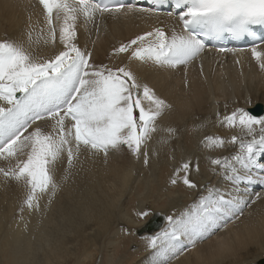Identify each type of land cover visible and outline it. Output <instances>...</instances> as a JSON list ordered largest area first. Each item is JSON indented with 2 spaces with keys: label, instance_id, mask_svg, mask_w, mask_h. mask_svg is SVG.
I'll list each match as a JSON object with an SVG mask.
<instances>
[{
  "label": "snow or ice",
  "instance_id": "1",
  "mask_svg": "<svg viewBox=\"0 0 264 264\" xmlns=\"http://www.w3.org/2000/svg\"><path fill=\"white\" fill-rule=\"evenodd\" d=\"M38 3L44 19L39 39L45 44L55 43L58 27L59 43L64 50L54 58L40 60L23 43L0 41V159L10 164L7 168L0 167V176L25 188L21 211L25 206L39 210V199L46 193H51V201L58 187L54 167L65 154L69 166L81 147L107 156L110 150L126 146L138 156L142 145L157 131V118L170 107L147 84H141L131 70L96 66L91 62V52L82 51L74 42L81 17L88 22L97 13H119L126 7L124 3L109 5L99 0H38ZM168 3L172 11L167 15L178 17L180 32L173 30L168 34L162 28H154L121 44L113 50L114 54L128 53L130 61L141 64L176 67L187 65L204 51L201 36L215 39L227 34L240 38L254 36L255 27L264 28V0H155L153 8L141 11L158 14ZM127 7L132 11L134 5ZM28 40L32 42V31L28 32ZM218 51L234 53L237 49ZM251 54L264 70V52L253 47ZM38 121H51V131H44ZM221 124L239 127L241 137L234 135L228 141L238 144L239 150L231 157L212 159L211 164L223 169L234 185L254 182L249 170L255 166L256 152L264 151V116L237 108L224 116ZM166 131L174 132L171 128ZM243 136L251 139L244 140ZM204 143L208 148H219L226 141L208 136ZM144 155L147 164L148 154ZM189 170L190 163H182L171 183L176 184L180 178L184 185L195 188ZM259 183L264 185V179ZM247 203L231 193L226 198L225 193L209 188L191 210L182 211L175 218L166 217L168 226L148 238L147 246L155 249L158 258L154 264H167L168 254L180 251L184 240L194 245L205 239L221 221L243 214Z\"/></svg>",
  "mask_w": 264,
  "mask_h": 264
},
{
  "label": "bare ground",
  "instance_id": "2",
  "mask_svg": "<svg viewBox=\"0 0 264 264\" xmlns=\"http://www.w3.org/2000/svg\"><path fill=\"white\" fill-rule=\"evenodd\" d=\"M141 9L150 8L134 5L132 11H129L127 7L119 13H97L94 19L88 22H85L81 17L76 24L77 36L74 42L82 51L91 52L92 62L94 58L102 59L108 51L116 46L119 47V45L127 43L129 39L152 31L154 28H162L168 34H171L173 30L180 32L181 24L177 16H169L165 12L157 14L141 11ZM98 20L104 21L103 36L99 34L102 30H98L100 32L95 34ZM42 29H44L43 10L38 0H0V41L7 39L23 43L26 50L34 58L40 60L46 59L48 55H55V50V53L64 50L63 45L59 43L58 27L55 43L48 44H45L43 39H39ZM29 31H32L31 43L28 40ZM89 37H96V45L90 50ZM256 48L258 51L264 52V44ZM128 55V53L114 54L113 52L108 57L107 65L113 69L128 68L138 77L141 84H147L159 98L170 106L157 118V131L142 145L138 156L133 155L126 146H121L120 149L124 152L127 151L128 154L123 160L124 162L120 160L123 162L122 167L115 165L112 161L114 159L113 153L110 152L108 155L109 160L105 156L108 163L101 164L100 162H103L100 157L101 152H90L83 147H81L71 166L67 163L66 154L57 161L54 167L55 181L58 185L56 191L61 188L65 194H68L72 190L73 181L69 177V172L74 174L76 172L75 180L84 181V185L80 187L78 192L80 196L74 202L65 199L61 203L66 209L63 214L53 215V196L49 201L51 193L43 194L40 197L39 210L28 209L25 206L21 211L22 201L20 202V200L25 197V188L13 181H5L0 176V264L1 260H5L6 264H34L36 259H38L37 263L39 264L40 254L44 253L45 248L51 244H54L55 247L60 246V241L63 240L60 237L62 233L65 236V231H79L87 220L101 219L102 224L99 233L106 232L110 220L109 215L117 211L112 208V205L119 194H106L104 201L95 197L87 199L88 195L94 196L93 187L99 188L102 180L110 183L115 182L121 194L127 189L129 183L132 182L131 180L133 182L136 179L139 180V176H134V174H140L144 169L150 170V175L149 177L146 176L144 180L140 177L143 180L141 182L143 192L151 196V194H157L158 190V196L160 193L162 194L159 197L163 203L160 202L161 206L158 205L159 207L153 206L155 209L134 222V229L141 228L148 216L154 211L166 217L173 216L175 218L182 211L191 210L201 196L207 195L209 188L225 193L226 198L231 193L238 198L247 200L249 205L247 213H244V218H247L245 222L232 225L234 223L231 219H234V216L221 221L220 226L213 229L211 235L208 236L211 239L206 242L204 240L208 237L197 240L194 245L184 240L180 251L175 254H168L167 263L173 260L174 264H259L258 259L261 260L260 257L264 256V196L263 192L256 187H264L259 183V180L264 179V173L261 169L262 163L259 164L257 157H260L264 151L256 152L255 166L249 170L254 177L252 183L241 182L239 185H234L224 175L223 169L211 164L212 159L231 157L239 150L238 144L228 142L234 135L241 137L239 127L229 128L221 124L223 117L230 115L235 110L226 105L225 100H229V96L234 95L236 109L243 108L252 115L254 113L249 110L250 107H254L256 102L264 104V93L262 97L257 96V92H259L257 88L264 84V70H261L257 61L252 57L251 48L234 53L231 51L222 53L206 49L187 65H177L176 67L155 66L151 63L141 64L138 61H130ZM101 63L102 60H100ZM186 67L192 69L188 71L190 73L184 76L183 87L187 91L182 92L181 96L175 95L171 84L175 83V86H178L181 83V78L172 76L167 69L181 70ZM194 71L196 72L194 73ZM192 84L195 85L192 86ZM244 86L251 91L252 95V97L249 95V99L245 100ZM214 96H222L221 98L224 99L219 98L221 103L215 106L212 103ZM207 102L208 109L205 105ZM145 107H148L147 103H145ZM195 107L198 108L196 113L192 110ZM216 109L218 115L213 116L210 112ZM198 114H200L198 117L194 116ZM193 116L194 118H192ZM50 122L45 126L46 132L51 131ZM168 128L173 129L174 132L169 134L166 131ZM203 136H219L226 143L219 148H208L204 142L198 143ZM242 138L244 140L251 139L247 136ZM120 149L118 151L122 153ZM145 152L148 154L147 164L145 163ZM175 152L177 154L176 159L172 156ZM129 156L130 159L134 156V162L129 161ZM184 162L190 163L189 178L196 187L201 189L200 191L198 188L193 190L184 185L180 178L177 179L176 184L171 183L176 169ZM9 166L8 161L0 159V167L7 168ZM158 173L159 176L157 177ZM111 176L117 182L111 180ZM179 176H182V171ZM201 177L204 179H200ZM171 186L174 187L175 192H178L179 199L183 202L182 206L179 207L180 209L173 201L175 198L171 195V192L174 193L170 191ZM243 188L247 190L246 193L240 192ZM204 190L205 193L201 194ZM164 191L167 192L163 193ZM256 191H259L258 195H256ZM165 199L166 201H163ZM252 199L254 200L251 203ZM16 207L17 209L13 211ZM119 208L117 212L120 211ZM249 208L251 209L250 212L248 211ZM130 212H133V209L128 206L127 214L129 217ZM160 214L157 216L161 217ZM112 217L115 219L122 217L124 221H129L128 218H125V214L114 213ZM167 226L168 221L164 218L158 230L144 231L138 236L136 233V235L132 234V240L139 242V253H143L145 248L150 249L147 246L148 238L160 233ZM229 228L231 235L227 237L225 236L227 234L222 231ZM213 234H222L224 238L221 241H218L217 238L212 240ZM142 244H145L146 247ZM198 247L199 251L196 253L195 249ZM185 248L188 251L195 250L194 256L189 258V256L181 255L180 253ZM157 259V257L150 259L147 264H154ZM40 261L42 262V260Z\"/></svg>",
  "mask_w": 264,
  "mask_h": 264
},
{
  "label": "rangeland",
  "instance_id": "3",
  "mask_svg": "<svg viewBox=\"0 0 264 264\" xmlns=\"http://www.w3.org/2000/svg\"><path fill=\"white\" fill-rule=\"evenodd\" d=\"M103 24H104L103 20H101V21L98 20V22L96 23L97 29H95V34L100 32L98 30H102ZM103 30L99 33L102 36L104 35ZM95 45H96V37H89V50L91 48H94ZM117 47L118 46H116L115 48H117ZM115 48L111 49V51H108L107 54L102 59H99V57L94 58L92 60V63L96 66L104 65V66L109 67L107 65L108 64V57L110 54H112L114 52L113 50ZM55 52H56V50H55ZM55 52H54V54L57 55L58 53H55ZM55 55H53V54L48 55L46 57V59H48V57L52 58ZM100 60H102L101 64H100ZM167 70H168V72H170V74H172V76H175L176 78H181V83L178 86H175V83L171 84V86H173V91H174L175 95L181 96L182 92L187 91L186 88H185L186 91L184 90V87H183L184 83L183 82L185 80L184 76L186 74L190 73L188 71L192 70L191 67H186L185 69L183 68L181 70H172V69H167ZM195 72L196 71H194V73ZM196 75H198V74H196ZM193 85H195V84H192V86ZM257 89L259 90V92H257V96L262 97L263 93H264V84L260 85ZM244 93H246L244 100L249 99V95L252 97L251 91H249L246 86H244ZM221 97L222 96H220V97L214 96L212 103L215 104V106L219 105L221 103V100H218V99L219 98L224 99ZM228 99L229 100H227V99L225 100V102H226L225 104L228 105L229 107H231L232 109H236V103H235L236 98L234 97V95H232L231 97L229 96ZM256 103H259V102H256ZM261 104H263V103H261ZM205 105L207 106L206 109H208V102L205 103ZM263 106H264V104H263ZM197 109L198 108L195 107L192 110L194 111V113H196ZM217 109L215 111L212 110L210 113L213 114V116H217L218 115ZM199 115L200 114L194 115V116L198 117ZM194 116L192 118H194ZM213 116H212V118H213ZM261 116H264V113ZM48 122L49 121H45V122L44 121H38L37 124L39 126H41L42 129L44 128L43 130L45 131V126ZM50 123H52V122H50ZM35 126L36 125H33V127H35ZM154 137H155V135H154ZM205 137L206 136H203L198 141V143L204 142ZM110 152L113 153L114 159L113 160L111 159V160L114 162V164L118 165V166L120 165V167H122L121 165L124 162L123 160H125V158L128 156V154L126 153L127 151H125V152L122 151V153H124L125 155L120 153L118 150H111V151H109L108 155H110ZM150 152L155 153L154 151H150ZM234 154H236V153H234ZM101 155H100V157L103 159V162H100V163L103 164L106 162L105 155L102 152H101ZM108 155L106 156V158L108 157ZM176 155H177L176 152L172 154L174 159H176ZM119 157H120V159H118ZM109 159H110V157H108V160ZM116 160H117V162H116ZM120 160H122L123 162H121ZM119 161L121 162V164ZM129 161L134 162V156H132L131 159L129 156ZM106 163H108V162H106ZM146 171H147V169H144L140 174H137V173L134 174V176L135 175L139 176L138 177L139 180L136 179L137 181L135 180V182H133V180H131L132 182L129 183L127 189L122 191L121 194L119 193L118 185L115 182L112 181V183H110V182H106V181L102 180L99 184V188L93 187L92 193L94 194V196L88 195V197H87V199L95 197L101 201H104V196L106 194H109V195L119 194V196L116 197L117 199L115 200L114 204L112 205V208L118 211V208L120 207L119 208L120 211L119 212L112 211V212L119 213V214H125V218H128L129 221H124L122 217L115 219L112 217L114 214L113 213L112 215H109L110 220L108 223V230H106V232H104V233L103 232L99 233V230H101L99 228H101L100 225L102 224L101 219L87 220V221H85V224L83 223V226L80 228L79 231H76V232L65 231V236L62 233V236H60V237H62L61 239H63V240L60 241V244H61L60 246L55 247L54 244H51V245H49V247L45 248L44 253L42 252L43 254H40V260H42V262L39 260V264H42V263H44V264H147L150 259H155L156 258L155 254H154L155 249L145 248L143 250V253H139V250H138L139 249V247H138L139 242H136L135 240H132V238H131L132 234H134V235L137 234L136 229H134V222H137L140 218H142L144 216V215L143 216L139 215V213L146 212L148 214L151 210L155 209L153 206L159 207V206H161L160 202L163 203L160 200V197L162 196V194L160 193L159 194L160 197H159L158 196V193H159L158 190H157V194L154 193V194H151V196L150 195L148 196V195H146V192H143L141 182L146 178V176L149 177V175H150V170L147 172ZM189 172H190V170H189ZM69 173H70L69 177L73 181L72 190H70L68 192V194H65V191L61 188H59L55 192V195L53 196V203H52L53 215L63 214L66 212V209L63 208V206L61 205V203L65 199H69L72 202H74L80 196L78 194V192L80 191V187L84 185V181L82 182V180L81 181H78L77 179L75 180L76 172H75V174L72 172H69ZM145 173H146V175H144ZM158 176H159V173L157 174V177ZM182 176H183V172H182ZM200 179H204V178L201 177ZM111 180H115L117 182V180L115 178L113 179V177L111 178ZM204 184H205V182H204ZM201 186H203V185H201ZM130 188H131V190H130ZM197 188L198 187H195L192 189L197 190ZM256 188H258L260 191H262L263 196H264V187L258 186ZM200 190L201 189L198 188V191H200ZM170 191L174 192V193L171 192V195L173 198H175L173 201L177 204V207L178 208L181 207L183 202H182V200L179 199L178 192H175L173 186L170 187ZM246 191L247 190H244V188H243L240 192L246 193ZM165 192H167V191H164L163 193H165ZM204 193H205V190L201 194H204ZM255 193H256V195H258L259 191L258 192L256 191ZM247 195H248V192H247ZM129 196L131 197L130 199H129ZM23 199L24 198H22L20 200V202L23 201ZM190 199H192V196H190ZM253 200L254 199L251 200V203ZM163 201H166V199ZM21 204H22V202H21ZM128 206L133 209V212H130V217L127 214V207ZM248 206L249 205L247 204L244 207L245 209H243V214L237 213L236 216L234 217L235 220L233 218L231 219V220H233V223H234L232 225L241 223L243 221L245 222L247 220V218L246 219L244 218V213H247ZM16 209H17V207L14 208L13 211H15ZM123 210L125 211V213ZM250 210L251 209L249 208L248 211L250 212ZM150 215L148 216V218L150 217ZM232 228H235V227H232ZM222 232H224V234H227V235H225L227 237H228V235H231L230 228L226 229L225 231L223 230ZM213 235L214 236H212V238H213L212 240H215L214 238H217L218 241H221L224 238V236L222 234H220V235L213 234ZM136 236H138V234ZM136 239L138 240V238H136ZM209 239H211V238L210 237L206 238L204 240V242L208 241ZM201 243H203V242H201ZM142 246L146 247L145 244H142ZM186 248L180 254L184 255L186 257L189 256V258L194 256L195 250H196L195 251L196 253L199 251V247H198V249L196 248L195 250H190V251L186 250ZM150 250H152V251L150 252ZM260 258H262V257H260ZM259 260L260 259H258V261ZM37 262H38V259H36L34 261V264H38ZM1 264H6L5 260H1ZM167 264H174L173 260L168 261ZM254 264H256V263H254Z\"/></svg>",
  "mask_w": 264,
  "mask_h": 264
},
{
  "label": "water",
  "instance_id": "4",
  "mask_svg": "<svg viewBox=\"0 0 264 264\" xmlns=\"http://www.w3.org/2000/svg\"><path fill=\"white\" fill-rule=\"evenodd\" d=\"M157 214H160L159 212H154L149 219L142 225L141 228L136 229L138 234L143 233L144 231H155L159 229V226L163 223L164 218L166 219V216L163 214H160L161 217H158ZM164 217V218H163ZM259 264H264V258L259 261Z\"/></svg>",
  "mask_w": 264,
  "mask_h": 264
}]
</instances>
